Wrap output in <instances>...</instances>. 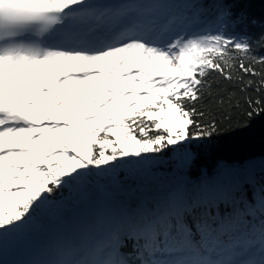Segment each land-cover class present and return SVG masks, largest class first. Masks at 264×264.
Wrapping results in <instances>:
<instances>
[{"label": "snow or ice", "instance_id": "1", "mask_svg": "<svg viewBox=\"0 0 264 264\" xmlns=\"http://www.w3.org/2000/svg\"><path fill=\"white\" fill-rule=\"evenodd\" d=\"M247 5L0 0V264H264V156L155 171L190 173L241 107L264 121Z\"/></svg>", "mask_w": 264, "mask_h": 264}, {"label": "trees", "instance_id": "2", "mask_svg": "<svg viewBox=\"0 0 264 264\" xmlns=\"http://www.w3.org/2000/svg\"><path fill=\"white\" fill-rule=\"evenodd\" d=\"M247 10L257 19L264 17V0H248ZM250 31L255 32L258 29L253 26ZM252 95L255 97L257 94L253 92ZM245 111L246 108L241 107L232 113L231 126H226V130H222L221 135L215 138L214 148L199 154L190 173H182L178 168L179 157L173 152H168L155 165L157 175L168 182L187 179L195 184L202 171L211 173L217 170L218 166H238L251 159L258 161L264 156V121L257 118L249 122ZM246 123L249 125L247 128L244 127ZM118 178L122 179L123 174H118ZM100 183H108V178H100ZM125 243L127 247L122 251L130 253L132 242Z\"/></svg>", "mask_w": 264, "mask_h": 264}]
</instances>
